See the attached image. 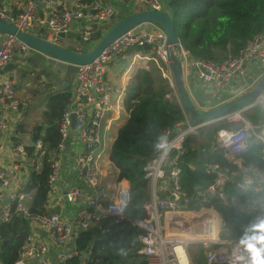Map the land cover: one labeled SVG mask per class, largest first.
<instances>
[{"label": "built area", "instance_id": "2783aa9c", "mask_svg": "<svg viewBox=\"0 0 264 264\" xmlns=\"http://www.w3.org/2000/svg\"><path fill=\"white\" fill-rule=\"evenodd\" d=\"M111 1L118 6L113 7L103 0H23L17 7L9 9L0 0V21L21 32L36 34L47 43L83 54L89 51L85 49L86 44L92 43L94 47L98 43L99 40H93L95 33L99 32L102 38L113 19L129 11L133 13L135 8L170 15L166 0ZM60 33L64 34L63 39L59 37ZM141 47H147L150 55L129 54L134 48ZM170 54L180 62L183 81L191 79L203 94L200 101L189 98L191 103L198 112L207 113L248 92L264 75V30L249 40L236 58L203 61L193 59L181 46L176 51L167 45L165 32L159 25L143 23L117 38L92 63L77 65L69 102L62 113L60 142L53 152L48 179L51 193L66 159L72 181L65 198L68 203L77 205V212L72 220L59 214H29V197L19 193L27 183L31 159L25 146L29 143L15 142L12 145L14 166L22 169L26 177L18 184L0 175V223H8L17 216L28 222L29 232L14 264H52L48 259L50 244L62 249L101 219L112 218L117 223L124 220L130 202L129 185L124 181L117 182L119 184L110 191L100 182L106 175L102 169L104 164L113 167L108 160L110 146L116 130L128 116L123 108L125 89H117L108 82L107 66L114 60L125 62L128 56L138 64L152 61L168 84L169 92L164 98L179 103ZM31 55L39 53L14 36L0 35V133L6 129V115H16L20 107L15 86L21 67L13 61L15 57ZM8 63H13L15 68L10 73L11 78H3L1 72ZM255 71H259L257 76ZM256 108L264 109V89L251 103L217 119L193 123L184 114L183 121L163 133L154 156L143 168L149 194L142 206L145 219L134 221V226L141 231L139 254L146 264H193L190 251L195 246L204 250V264H250V261L264 264V130L255 132L251 123L243 118ZM72 116L74 126L71 129ZM218 125L222 126L217 128ZM210 128L214 130L213 149L222 151L224 159L238 170L207 163L203 172L212 178L211 182L204 189L186 191L180 183L185 143ZM250 135L261 146L262 170L240 166L238 157L247 150ZM32 145L36 150L42 148L41 140ZM39 156H43L42 151ZM189 167L194 170L193 166ZM7 198L10 203L5 205ZM189 204L197 206L198 210L194 211ZM219 206L233 210L236 219H244L239 225L241 229L249 230L251 236L221 238L224 223L223 215L217 209ZM42 234H46L47 242L40 239ZM76 255L75 249L60 254L56 264H65Z\"/></svg>", "mask_w": 264, "mask_h": 264}, {"label": "trees", "instance_id": "16d2710c", "mask_svg": "<svg viewBox=\"0 0 264 264\" xmlns=\"http://www.w3.org/2000/svg\"><path fill=\"white\" fill-rule=\"evenodd\" d=\"M166 1L179 44L195 60L234 59L249 40L264 30V0ZM100 39L101 34L95 33L93 40ZM134 52L142 56L150 55L147 47L134 48L129 54ZM26 74L19 71L18 77L22 79ZM168 92V84L152 61L140 62L133 69L123 99V108L128 116L116 130L108 154V160L116 170V182L124 181L130 187V202L124 220L117 223L112 218H104L80 232L74 239L77 255L65 264H146L145 258L139 254L141 231L134 226L135 220L145 219L142 206L149 198L143 168L154 156L163 133L184 119L179 103L175 99L164 98ZM68 102V92L53 93L45 102L40 123L28 131L22 124L16 127L18 134L25 133V130L29 134L25 150L31 163L27 169V183L19 193L29 197L27 206L32 216L60 213L59 209L50 206L48 179L53 152L60 142L62 113ZM245 118L255 132L264 130V109L256 108ZM213 131L212 128L202 130L197 137L185 143L180 183L186 191L204 189L211 182L212 178L203 172L207 163H216L231 171L238 170L237 166L224 159L222 151L213 149ZM37 140L42 143L40 150L32 145ZM247 140V150L238 157L240 166L262 170L261 146L252 135ZM41 151L43 156L40 157ZM189 166H193L194 170ZM217 209L223 215L221 238L251 236L249 230L241 229L239 224L244 219H236L233 210L226 206ZM28 232V222L17 216L8 223H0V264L16 262ZM190 255L193 264H204L201 247H193Z\"/></svg>", "mask_w": 264, "mask_h": 264}, {"label": "crops", "instance_id": "0c3cea01", "mask_svg": "<svg viewBox=\"0 0 264 264\" xmlns=\"http://www.w3.org/2000/svg\"><path fill=\"white\" fill-rule=\"evenodd\" d=\"M3 1L9 9H13L14 7H17L19 4H21V2H23V0H3ZM103 1L113 7L118 6L115 2H112L111 0H103ZM126 58L127 59L125 62L121 60H114L110 62L109 65L107 66L106 79L117 89H123V90L125 89L128 80L133 74L132 65L136 64V60L132 61L130 57H126ZM13 63L19 64L21 67V71L25 73L27 72V74L29 71L24 69V67L31 66L29 68H32L35 72H37V74H39L38 76H42V77L44 76V80L47 83V85L51 86L50 87L51 90L50 91L48 90V92H42V93L38 92L39 93L38 101H39L40 109L42 108L40 111L41 113L44 109V105L47 98L51 94L62 91L70 93L73 88V76L72 78H70L69 75L67 76L66 72L57 70L51 65H49L47 63V58L41 54L24 56V57H15ZM1 76L3 78L11 77L10 73L4 71L1 72ZM18 78L19 77L17 76V80ZM28 83L30 82H27V84ZM184 83L190 99L195 101L196 100L200 101L203 98V94L201 93L200 88L199 87L197 88L196 84L193 81H191V79L188 78L185 79ZM41 87H44V85L42 84ZM32 92L33 91H31V93ZM16 97L20 103L19 111L16 115L12 113L6 115V129L0 133V147H1L0 175L6 176L12 183L20 184L24 181L26 175L25 173H23L24 171L22 169L20 168L16 169L14 166L12 145L15 142L29 143V134L28 132H26V130L27 131L30 130L31 127L28 126L27 121L30 117L35 115L34 114L35 112L34 110H30L29 106L24 109V104H22V101L18 98L17 92H16ZM35 97L37 99L36 95ZM35 97L33 96L30 99L35 100ZM33 100L28 99V102ZM32 103H34V101ZM40 112L37 111L36 114L38 115ZM126 119L127 117L125 118V120ZM19 124H22L24 126V128L26 129L25 133L18 134L16 132V127ZM65 160L61 164L60 177L56 184L55 190L50 194V206L51 208L54 207L59 209L60 211L59 215L65 217L66 219L72 220L77 212V207H76L77 205H72L68 203L65 198L66 191L70 188L71 185L70 182L72 181L70 167L67 161ZM110 167H111L110 172L108 173V175L106 172V175L100 178V182L108 190L113 191L119 183H117L115 179L116 170L112 166ZM107 177L111 179L110 182L104 180ZM40 239L44 240L45 242L48 241L46 234H42L40 236ZM49 246L50 247L48 251V259L52 264H56L58 255L67 254L71 251H74V240L69 241L62 249L57 248L53 244H50Z\"/></svg>", "mask_w": 264, "mask_h": 264}, {"label": "water", "instance_id": "95a60500", "mask_svg": "<svg viewBox=\"0 0 264 264\" xmlns=\"http://www.w3.org/2000/svg\"><path fill=\"white\" fill-rule=\"evenodd\" d=\"M41 7V6H40ZM11 17V14H8ZM49 17L47 18V22ZM143 23H154L159 25L165 32L166 44L173 46L176 51L180 50L179 41L176 37L171 15L156 11H139L137 8L134 12L119 19L112 20V26L107 29L105 35L98 41V43L90 49L88 52L79 54L61 46L47 43L40 39L36 34L30 35L28 33L17 30L13 25L0 21V35H10L17 38L24 43L31 50L38 52L39 54L47 58V63L57 70L66 72L72 78L77 65H87L92 63L110 44H112L117 38L122 36L132 28L141 25ZM92 28L96 30V26ZM42 29L39 30L41 32ZM59 37L63 39L64 34L60 33ZM170 67L173 73L174 84L178 95L179 105L182 108L184 114L193 122L200 123L202 121L217 119L233 110L241 108L245 104L251 103L264 89V75L261 76L256 84L248 92L232 99L231 101L221 105L220 107L207 112H198L191 103L185 85L182 78V67L179 60L173 55L169 56ZM15 65L8 63L3 67V71L12 73ZM11 78V77H10ZM74 126V117H71V129ZM67 152V148L65 149ZM10 199L4 200V204L8 205ZM189 207L194 211L198 210V207L189 204ZM24 222V220L22 219Z\"/></svg>", "mask_w": 264, "mask_h": 264}, {"label": "rangeland", "instance_id": "374dc122", "mask_svg": "<svg viewBox=\"0 0 264 264\" xmlns=\"http://www.w3.org/2000/svg\"><path fill=\"white\" fill-rule=\"evenodd\" d=\"M130 12L132 11H129L128 14H130ZM127 13L124 14L123 16H126L128 15ZM112 26V22L109 24V27L110 28ZM107 28V29H108ZM106 29V31H107ZM79 45V44H78ZM93 48V44L92 43H89V44H86L85 45V49H92ZM129 57V56H128ZM127 59V58H126ZM138 64V61L136 62L135 65H132V69H134L136 67V65ZM140 64V63H139ZM138 64V65H139ZM109 65V64H108ZM126 65V64H125ZM31 66H25L24 69H26L28 72V74L23 77L22 79L18 78L17 80V84L15 86V89H16V92H17V95H18V98L22 101V104H24V109L26 107L29 106L30 110H34V114L32 117H30L27 121V124L28 126H30L31 128L34 127L36 124L40 123L41 122V109H40V105H39V101H38V94L39 93H42V92H48V90L50 91L51 90V86L47 85V83L45 82L44 80V76H38L39 74H37V72H35L32 68H29ZM256 72V71H255ZM259 74V71L256 72V76ZM36 80H35V79ZM107 78H108V75H107ZM38 81V82H37ZM27 82H30L27 84ZM45 82V84H44ZM42 84L44 85V87H41ZM187 84V83H186ZM185 85V83H184ZM47 89V90H46ZM31 91H33L31 93ZM39 92V93H38ZM48 94V93H47ZM35 95L37 96V99L35 97ZM35 97V100L33 99H30L32 97ZM28 99L29 100H33L34 103H32L33 101H30L28 102ZM22 107V106H21ZM39 111L40 113L37 115L36 112ZM243 118L245 119L246 121V118L245 116H243ZM103 171L104 172H107V175L108 173L110 172L111 170V167L110 165L106 166L104 164V166L102 167ZM104 180H106L107 182H110L111 179L109 177L105 178ZM111 187V186H110ZM111 191V190H110Z\"/></svg>", "mask_w": 264, "mask_h": 264}, {"label": "clouds", "instance_id": "9594fccd", "mask_svg": "<svg viewBox=\"0 0 264 264\" xmlns=\"http://www.w3.org/2000/svg\"><path fill=\"white\" fill-rule=\"evenodd\" d=\"M250 264H253V262L250 261Z\"/></svg>", "mask_w": 264, "mask_h": 264}]
</instances>
